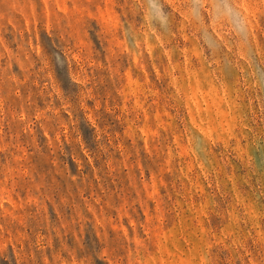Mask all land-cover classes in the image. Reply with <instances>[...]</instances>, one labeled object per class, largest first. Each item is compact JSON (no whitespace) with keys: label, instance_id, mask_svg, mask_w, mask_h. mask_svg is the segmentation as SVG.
<instances>
[{"label":"rangeland","instance_id":"374dc122","mask_svg":"<svg viewBox=\"0 0 264 264\" xmlns=\"http://www.w3.org/2000/svg\"><path fill=\"white\" fill-rule=\"evenodd\" d=\"M0 264H264V0H0Z\"/></svg>","mask_w":264,"mask_h":264}]
</instances>
